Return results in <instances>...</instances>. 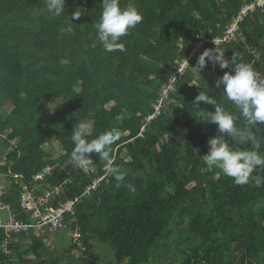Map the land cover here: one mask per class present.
<instances>
[{
  "label": "trees",
  "instance_id": "obj_1",
  "mask_svg": "<svg viewBox=\"0 0 264 264\" xmlns=\"http://www.w3.org/2000/svg\"><path fill=\"white\" fill-rule=\"evenodd\" d=\"M253 1L120 0L122 8L135 6L142 21L121 37L124 51L108 53L91 27L99 19L101 0H65L60 17L47 12L46 0H0V159L4 156L5 162L0 165V201L18 214L20 184L45 166L51 172L43 184L60 188L57 201L80 196L104 177L74 214L65 216L68 229L81 235L77 264H98L96 243L112 250L114 264L125 259L151 264L152 249L173 232L177 237L171 248L182 254L178 264H264V185L252 180L236 185L204 165L200 156L218 133L215 124L200 120L193 104L203 91L237 116L238 127L246 125L223 97V86H215L232 66L221 69L206 58L205 68H193L205 50L215 49L227 60L252 64L264 79V8L249 12L231 41L205 45L160 115L145 121L169 70L188 54L195 35L222 37L241 7ZM76 7L83 13L73 20ZM66 15L73 23L71 34L61 31ZM199 108L214 110L203 102ZM120 116V124L113 125ZM81 121L90 122L89 140L120 130L111 147L115 164L126 172L123 180L107 175L95 153L92 170L74 167L70 137ZM251 130L259 143L255 150L264 155V125ZM54 140L58 158L43 149ZM228 142L241 150L253 148ZM252 175L264 178V170ZM3 239L0 230V243ZM9 249V255L0 250V264H71L68 252L49 253L39 237L21 235Z\"/></svg>",
  "mask_w": 264,
  "mask_h": 264
},
{
  "label": "clouds",
  "instance_id": "obj_2",
  "mask_svg": "<svg viewBox=\"0 0 264 264\" xmlns=\"http://www.w3.org/2000/svg\"><path fill=\"white\" fill-rule=\"evenodd\" d=\"M45 8L52 17H60L65 15V0H46ZM101 9L99 19L91 26L96 33L97 42L105 52L124 51L125 45L121 42V37L126 36L129 29L142 21V15L131 4L122 8L120 0H101ZM82 13L83 10L76 7L71 18L77 20ZM72 25L68 18L67 26L61 31L71 34ZM206 58L218 64L221 69L232 66L230 72H224L216 80L215 86L217 88L223 86V97L235 107L246 125L238 127L237 116L218 103L215 96H210L203 91L199 92L193 101L196 105V113L202 122L215 124L218 133L208 139V151L200 156L201 160L209 170L219 169L223 175L232 178L236 185H245L252 180L257 187H260L264 185V178L252 174L257 170H264V155L255 150L259 147V143L251 129L257 124L264 125V79H259L260 74L252 64L237 62L234 58L227 60L224 55H217L215 49L205 50L198 57L197 68L193 69L205 68ZM182 63L189 67L186 59L182 60ZM175 84L176 78L172 76L171 82H167L164 86L174 87ZM200 102L213 106L214 110L205 111L199 108ZM90 134L91 125L87 121L76 123L71 131L73 150L70 159L74 167L92 170L94 162L91 154L95 153L103 161L107 175L114 176L118 181L123 180L126 172L115 164L116 156L111 147L119 140L120 130L112 128L89 140ZM229 139L238 145L251 143L253 148L251 150L233 148L228 142ZM127 187L135 191L134 185L129 184Z\"/></svg>",
  "mask_w": 264,
  "mask_h": 264
},
{
  "label": "built area",
  "instance_id": "obj_3",
  "mask_svg": "<svg viewBox=\"0 0 264 264\" xmlns=\"http://www.w3.org/2000/svg\"><path fill=\"white\" fill-rule=\"evenodd\" d=\"M264 8V0H254L249 4L241 7L238 14L232 18L230 23L226 26L222 37L205 36L203 34L195 35L194 43L190 46L188 54L181 60L176 62L169 72L170 77L160 87L159 97L157 102L153 105V113L148 115L145 119L147 123L158 117L162 108L169 101V95L174 91V87H165L167 82H171L172 76L176 78V82L180 79L188 67H186L182 60L188 61V66L196 59L201 53L205 45L218 47L226 42L231 41L236 37L239 29V23L249 13L254 12L256 9ZM4 164V163H3ZM51 167L45 166L39 172L31 177L30 181L20 184L19 188V213L15 214L10 206L0 201V213L7 211L9 217L6 221L0 219V230L3 231L4 239L0 243V250L4 255L10 254L9 247L12 244L19 242V237L25 235L27 238L39 237L47 233H53L58 230H67L65 224V216L73 215L77 204L83 197L89 194L90 190H94L98 183L104 178H100L87 187L83 193L72 200L57 201L59 196V187L50 189L44 186L46 177L50 175ZM18 176H16L17 178ZM22 216V218H18ZM69 235L72 239L73 245L76 249H83L81 235L78 231L69 230Z\"/></svg>",
  "mask_w": 264,
  "mask_h": 264
},
{
  "label": "rangeland",
  "instance_id": "obj_4",
  "mask_svg": "<svg viewBox=\"0 0 264 264\" xmlns=\"http://www.w3.org/2000/svg\"><path fill=\"white\" fill-rule=\"evenodd\" d=\"M9 107H6V110H8ZM125 117V116H124ZM123 117L120 116L117 119H115L112 124L113 125H119L120 121ZM45 151H50L53 153V156L55 158H58L61 156V151L59 147L58 141L54 140L52 141L51 144L43 148ZM6 151H3V155H5ZM4 157V156H3ZM0 159V165L5 163L4 158ZM128 160V158H126ZM216 176L219 173V169L216 170ZM9 217V214L7 211H3L0 213V219L1 221H6ZM186 222H184L183 225H186ZM178 230H181V226L177 225L174 227ZM69 229L67 230H58L53 233H47L46 235H43L41 238L45 245H46V250L49 253H56V252H61V253H66L68 252L70 255V262L71 264H77L78 263V256L80 254V251L83 250H73L70 251L71 246H73L72 239L69 235ZM175 236L177 237L176 232H173L172 234H169L167 238H165L161 243L158 244V246L154 249H152L151 253V264H178V262L181 261L182 254L181 252H177L175 249H172L171 246L175 243L174 240ZM96 243V242H95ZM96 249H94V254L95 257L98 260V264H109L113 263L114 264V257H113V252L112 250L107 247V246H102L96 243ZM70 251V252H69ZM122 264H128L127 259H125Z\"/></svg>",
  "mask_w": 264,
  "mask_h": 264
}]
</instances>
